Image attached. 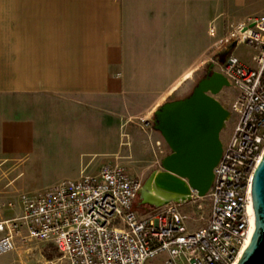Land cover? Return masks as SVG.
I'll use <instances>...</instances> for the list:
<instances>
[{
    "label": "crops",
    "instance_id": "0c3cea01",
    "mask_svg": "<svg viewBox=\"0 0 264 264\" xmlns=\"http://www.w3.org/2000/svg\"><path fill=\"white\" fill-rule=\"evenodd\" d=\"M17 1L0 14V160L51 186L117 155L127 123L218 53L226 19L264 14V0Z\"/></svg>",
    "mask_w": 264,
    "mask_h": 264
},
{
    "label": "built area",
    "instance_id": "2783aa9c",
    "mask_svg": "<svg viewBox=\"0 0 264 264\" xmlns=\"http://www.w3.org/2000/svg\"><path fill=\"white\" fill-rule=\"evenodd\" d=\"M239 44L254 50L250 63L234 53ZM231 45L223 62L211 59L236 96L229 108L234 127L223 140L212 186L203 197L193 190L192 200L210 205L202 225L189 226L183 203L140 210L142 181L119 164L106 165L37 195L21 194V213L0 220V254L36 241L58 252L37 264H236L249 236L253 177L264 154V14L226 19L215 58ZM141 121L143 128L153 125L150 118Z\"/></svg>",
    "mask_w": 264,
    "mask_h": 264
},
{
    "label": "water",
    "instance_id": "95a60500",
    "mask_svg": "<svg viewBox=\"0 0 264 264\" xmlns=\"http://www.w3.org/2000/svg\"><path fill=\"white\" fill-rule=\"evenodd\" d=\"M231 45L220 62L233 50ZM231 87L227 77L209 64L207 73L186 97L164 102L154 113L153 126L163 135L171 152L162 160V170L155 171L143 185L142 203L163 206L186 203L206 196L214 180V170L223 153L221 133L231 111L217 98ZM153 188L165 195L160 202L145 199L144 190ZM253 231L237 264H264V154L252 183Z\"/></svg>",
    "mask_w": 264,
    "mask_h": 264
},
{
    "label": "rangeland",
    "instance_id": "374dc122",
    "mask_svg": "<svg viewBox=\"0 0 264 264\" xmlns=\"http://www.w3.org/2000/svg\"><path fill=\"white\" fill-rule=\"evenodd\" d=\"M16 3L17 0H0V14H3L5 3ZM234 53L242 59L251 60L254 50L245 44H239L234 48ZM221 56V55H220ZM216 61L219 57L212 56ZM206 61L203 66L192 74L183 78L180 86L171 98L179 99L190 95L199 80L207 73L209 64ZM236 96L235 89L231 86L225 88L217 95L221 103L230 108ZM153 121V119H152ZM234 127V120L229 119L221 133L222 140H227ZM121 146L119 153L112 157L100 158L94 164L91 171L98 172L106 165L125 167L130 174L139 178L143 185L155 172L162 170V160L171 152L161 132L152 125L149 128L142 127V121L133 120L127 123L124 131L120 134ZM19 159L0 160V219L16 217L20 213V196L23 193L37 195L51 188V182L40 180V175L34 174L33 165H25ZM28 170H31L29 172ZM203 204V211L199 205ZM137 207L140 210L149 208V205L142 203V198L137 199ZM181 212L186 216V221L191 228L202 225L201 215L208 216L210 205L206 200H192L180 205ZM202 212V213H201ZM31 248V249H30ZM58 254L54 245L48 242L30 241L18 249L0 254V264H16L23 260L28 264H37L44 258H53Z\"/></svg>",
    "mask_w": 264,
    "mask_h": 264
},
{
    "label": "bare ground",
    "instance_id": "6f19581e",
    "mask_svg": "<svg viewBox=\"0 0 264 264\" xmlns=\"http://www.w3.org/2000/svg\"><path fill=\"white\" fill-rule=\"evenodd\" d=\"M144 196H145L146 200L151 201V202H160V201H162L165 198V195L163 193H161L160 191H157V190H155L153 188H146L144 190ZM251 209L253 210V206H251ZM252 231H253V224H251L250 231H249V236H248L246 245L248 244V242H249V240L251 238Z\"/></svg>",
    "mask_w": 264,
    "mask_h": 264
},
{
    "label": "flooded vegetation",
    "instance_id": "af4514ba",
    "mask_svg": "<svg viewBox=\"0 0 264 264\" xmlns=\"http://www.w3.org/2000/svg\"><path fill=\"white\" fill-rule=\"evenodd\" d=\"M218 57L221 59V56H218ZM220 59H219V60H220Z\"/></svg>",
    "mask_w": 264,
    "mask_h": 264
}]
</instances>
